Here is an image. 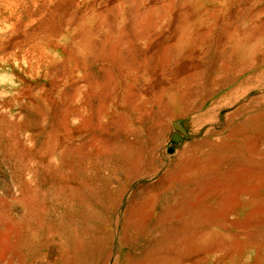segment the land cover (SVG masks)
Segmentation results:
<instances>
[{
	"label": "rangeland",
	"instance_id": "374dc122",
	"mask_svg": "<svg viewBox=\"0 0 264 264\" xmlns=\"http://www.w3.org/2000/svg\"><path fill=\"white\" fill-rule=\"evenodd\" d=\"M0 264H264V0H0Z\"/></svg>",
	"mask_w": 264,
	"mask_h": 264
}]
</instances>
